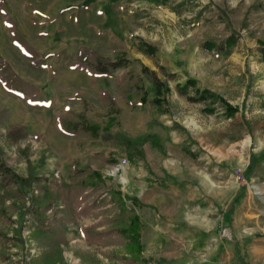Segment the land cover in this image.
Returning <instances> with one entry per match:
<instances>
[{"label":"rangeland","instance_id":"rangeland-1","mask_svg":"<svg viewBox=\"0 0 264 264\" xmlns=\"http://www.w3.org/2000/svg\"><path fill=\"white\" fill-rule=\"evenodd\" d=\"M224 1L231 7L241 0ZM108 3L109 37L102 15H96ZM241 3L245 8L246 2ZM218 5L219 0H0V29L6 27L10 46L25 58L12 55V62L3 57L0 61L34 87L40 99L51 101L59 123L62 118L84 114L102 127L99 137L91 139L83 133L66 135L58 126L66 140L46 127L37 137L28 135L21 148L22 140L12 145L5 139L11 127L27 130L26 125H8L13 112L22 117L21 109L12 105L6 110L7 117L2 118L6 111H0V164L25 178H64L59 169L48 174L33 172V161L45 153L37 163L42 171L55 157L85 166L83 175L101 170L135 210L139 206L134 205L133 195L145 190L140 206L144 210L137 213L144 224L143 255L150 262L156 258L157 264H264V162L247 176L250 160L264 156V61L260 51L264 15L254 13L264 10V0L248 8L240 30L230 19L234 13ZM69 7L75 11L72 19H68L73 13ZM232 34L239 41L229 55L202 49L205 42L220 43ZM141 42L157 48L156 58L139 51ZM83 49L111 61L125 57L130 65L104 80L96 79L99 74L87 66L72 68ZM143 66L170 88L161 107L151 103L156 98L155 85L152 76L143 73ZM132 70L139 77L140 91L132 90L128 78ZM189 79L197 81L191 96L196 89H209L237 107L238 113L229 118L220 103L188 101L177 86ZM7 98L0 94V103L11 104ZM78 105L81 110L74 108ZM64 106L73 109L64 111ZM212 107L213 114L206 112ZM44 116L38 112L33 124L40 127ZM139 139L147 141L140 144ZM21 159L28 165V175L17 172ZM13 189H23V198H9L0 175V199L4 200L0 202V264H33L42 250L31 238L35 223L27 209L38 191L21 186ZM241 194L243 198L231 212ZM97 214L80 220L93 216L98 221ZM69 226V244L63 246L65 264H86L79 254L95 256L101 264H125L105 256L113 250L126 256L121 247L90 245L83 236L73 240Z\"/></svg>","mask_w":264,"mask_h":264},{"label":"trees","instance_id":"trees-1","mask_svg":"<svg viewBox=\"0 0 264 264\" xmlns=\"http://www.w3.org/2000/svg\"><path fill=\"white\" fill-rule=\"evenodd\" d=\"M182 6V5H181ZM17 36L16 34H14ZM239 37L232 34L226 40L216 43L207 41L202 45V49L216 55H229L231 49L238 44ZM25 53V47L18 41H14ZM139 51L156 58L157 48L151 44L141 42L138 45ZM260 51L264 61V46H260ZM28 54V53H27ZM130 62L125 57H118L111 61L96 56L94 52L87 49L78 52L77 64L73 69H85L98 73L101 76L112 74L114 71L127 68ZM161 70L167 71L161 67ZM11 68L5 61H0V78L3 87L7 92L18 97L25 98L31 96L30 105L32 107H43L46 105L45 99H40L39 94L33 93L34 87L28 86L22 79L11 73ZM143 73L151 75L155 85L156 98L151 100L155 106L161 107L164 102V93L170 92V88L157 75L150 71L148 67H142ZM129 80L132 81V90L140 91L139 77L135 70L128 73ZM197 87V81L189 79L186 84L178 85L177 92L181 96L187 97L191 103H206L211 106L220 103L225 109V114L229 118L238 113V108L231 105L219 94L209 89H196L195 95H190V89ZM106 98V94H104ZM36 99L38 103L33 102ZM146 100L143 94V103ZM112 101V100H111ZM209 114H213L215 109L207 108ZM8 111L2 113V118L7 117ZM59 127L63 133L70 136L85 134L91 139H97L102 131L100 124L89 120L84 114L77 115L76 118H62ZM28 137L25 128L14 126L8 129L5 139L12 145ZM147 139H139L138 143H145ZM127 145H134L131 141H126ZM27 148V147H26ZM25 148V149H26ZM28 156V155H27ZM264 162V156L258 159H251L247 169V176L254 173L255 167ZM70 181L64 178L56 179L52 177L47 180L40 177H22L12 172L5 164H0L1 183L6 190L7 196L14 199L11 195H18L23 198L22 191L14 190L13 187H29L38 191L32 195V205L27 209V214L34 221L35 227L31 232V238L42 250L41 255L33 260V264H65L63 257V246L69 244L67 237V227L77 223L81 218L98 212L96 215L99 220L88 227L82 228L81 235L90 245H97L101 248L119 246L126 256L119 255L117 251L106 252L105 256L109 260L124 261L125 264H149V260L144 257V245L142 243V231L144 224L140 215L134 208H130L127 199L121 190L108 183L101 170L87 172L76 169ZM243 195H239L234 202L233 208L238 204ZM0 199V202H3ZM135 206H141L138 199L134 198ZM4 214V212H1ZM1 214V215H2ZM0 237H3L0 235ZM10 240V239H8ZM86 264H101L99 259L92 255L79 254Z\"/></svg>","mask_w":264,"mask_h":264},{"label":"crops","instance_id":"crops-1","mask_svg":"<svg viewBox=\"0 0 264 264\" xmlns=\"http://www.w3.org/2000/svg\"><path fill=\"white\" fill-rule=\"evenodd\" d=\"M242 1V0H241ZM241 1L239 3H234L232 4L231 7H227L226 6V3L224 0H219V8L222 9L224 12L227 13V9L228 10L230 9L231 10V13L233 12L234 15L230 14V19L231 20H235L237 23H238V27H236L235 29L236 30H240L241 27H242V22H243V17L245 16V13L248 11V8L253 6L254 4H258L260 0H251V2H248L247 0H244L246 3V7L243 8V3H241ZM73 7H69V8H66V9H72ZM114 9V8H112ZM262 9V8H260ZM110 5L109 3L106 5L105 7V10H102L101 13H98L96 12V15L99 16V15H102V19H103V26L106 30L105 34L108 35L109 37V25H110ZM241 10V11H240ZM72 11V10H70ZM240 11V12H239ZM73 13H69L70 15L68 16V19H72V14H74L75 11H72ZM230 13V12H229ZM240 13V15H239ZM257 16L260 14L261 16L264 15V10H262V12H254ZM247 30V29H246ZM1 31V34L0 35V57H3L4 59H9L10 62H12V59L13 57L19 59V60H25V58L23 57L22 55V52L19 51L18 49L10 46V43H11V39L9 38V33L6 29V27H4V29H0ZM13 55V57H11ZM97 76V77H96ZM94 77L97 78H103V80L105 79V77L107 76H99V75H96ZM0 94L3 95V94H6V96H8V100L9 102H12L11 104H8V103H0V111H6L7 108L11 107L12 105H15L17 108L21 109L22 111V117H17L16 116V113H12L10 114L9 118H8V125H26L27 126V133L29 135V138H33V137H37V135H39L42 130L46 127L49 128V130L55 134V132H59V138L61 140H66V136L64 134H62L60 131H59V120H57V118L55 117L56 115V111L53 110L54 107L51 103V101L49 99H46V105L43 107V108H33L31 105H30V97L26 98L25 100L12 94L11 96L13 97H10V93H6V91L3 89V84L1 82V79H0ZM33 102L35 103H38V101L36 99L33 100ZM81 105H78V107H74L75 109L77 110H81L80 108ZM64 111H70L72 110V106H64L63 107ZM42 113L44 114V118H43V122L41 124L40 127L36 126L33 124V119L37 116V113ZM49 117V118H48ZM58 117V116H57ZM49 119V120H48ZM56 136H58L57 134H55ZM28 139V138H27ZM26 141V140H25ZM25 143L26 142H23V140L19 143V145L22 147L25 146ZM73 141L71 140V147L74 148V145H73ZM70 151V150H69ZM74 152V149H72L70 151V153H73ZM45 153H43L36 161H33V172H43L44 174H48L49 172H51L52 170L54 169H59L61 170L62 172V177H64L66 180H70L74 174H75V169L78 168L79 170L85 172L86 169H85V166L82 167V165L76 167V165H72V161H67V160H61L60 157H55V161H51L53 164H50V163H47L45 165H43L44 167V170L42 171V169H40V167H38L37 163H39L40 159L43 157ZM58 155V154H57ZM44 158V157H43ZM23 160V161H22ZM36 160V159H35ZM48 161V160H47ZM20 164L18 166V173L19 174H22V175H28L30 172H29V169H28V165L27 163L24 162V159H21V161H19ZM42 167V168H43ZM13 169V168H12ZM14 170V169H13ZM15 171V170H14ZM145 194V190H141L140 191V195H138L137 193H135L133 196H135V198H137L141 204H143V201L141 200V195ZM133 207H135L133 205ZM144 207V206H143ZM143 207H135L137 212L141 215V211H143ZM156 211V210H155ZM97 220L91 216L88 217L87 219H82L80 220L76 225H71L69 226V237L73 240H78L79 237L81 238L82 235H81V229L84 228V227H87V226H90L92 225L93 223H95ZM157 221V220H156ZM145 257L147 259L150 260V258H148L146 255ZM153 258V257H152ZM156 258L153 259L152 262H150L149 264H157L154 260Z\"/></svg>","mask_w":264,"mask_h":264},{"label":"built area","instance_id":"built-area-1","mask_svg":"<svg viewBox=\"0 0 264 264\" xmlns=\"http://www.w3.org/2000/svg\"><path fill=\"white\" fill-rule=\"evenodd\" d=\"M56 176L58 177L59 175L58 174H56ZM29 233H30V230L26 233L27 234V236L29 235Z\"/></svg>","mask_w":264,"mask_h":264},{"label":"bare ground","instance_id":"bare-ground-1","mask_svg":"<svg viewBox=\"0 0 264 264\" xmlns=\"http://www.w3.org/2000/svg\"><path fill=\"white\" fill-rule=\"evenodd\" d=\"M254 190H255V191H257V192H259V189H258V188H256V187H254Z\"/></svg>","mask_w":264,"mask_h":264}]
</instances>
